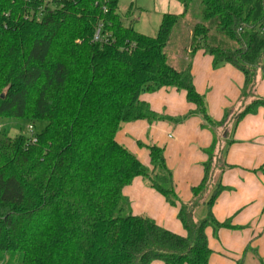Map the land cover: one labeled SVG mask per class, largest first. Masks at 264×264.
I'll return each mask as SVG.
<instances>
[{
	"label": "trees",
	"instance_id": "16d2710c",
	"mask_svg": "<svg viewBox=\"0 0 264 264\" xmlns=\"http://www.w3.org/2000/svg\"><path fill=\"white\" fill-rule=\"evenodd\" d=\"M179 1L183 12L164 13L150 36L123 23L120 0H0V115L47 122L36 141L0 135V264L16 256L17 264H211L207 229L234 227L213 213L224 186L210 195L205 218L194 221L192 210L214 174L217 136L188 203L176 192L164 147L149 145V169L117 140L137 120L179 124L199 115L214 134L228 121L227 112L220 121L209 114L193 61L183 69L169 62L167 44L192 0ZM202 3L206 23L191 31V58L202 50L215 67L235 66L245 76L243 95L255 96L259 70L264 77V0ZM164 87L185 91L194 109L179 117L153 110L142 95ZM261 107L256 95L236 123ZM138 178L178 208L184 234L127 211L124 189Z\"/></svg>",
	"mask_w": 264,
	"mask_h": 264
},
{
	"label": "crops",
	"instance_id": "0c3cea01",
	"mask_svg": "<svg viewBox=\"0 0 264 264\" xmlns=\"http://www.w3.org/2000/svg\"><path fill=\"white\" fill-rule=\"evenodd\" d=\"M165 2L166 12L179 14L184 10L179 0ZM192 73L195 87L205 96L208 111L216 121L223 119L227 108L232 106L236 109L242 104L240 96L245 76L235 66L224 64L215 67L213 57L200 50L195 55ZM256 82L255 94L264 97L261 71ZM142 98L153 110L165 116H184L194 109L187 100L186 92L174 87L145 93ZM202 123L199 115L175 125L165 120H137L125 123L117 134V140L145 164H150V160L144 145L164 147L176 192L183 202L188 203L194 198L192 188L203 179L204 163L209 158L207 150L215 136ZM220 130H216L220 139L216 152L223 156V162L228 166L215 173L224 190L213 207V213L218 221H230L234 227H209L207 234L214 250L211 264H235L239 251L247 243H264V108H259L255 114H247L238 123L231 118ZM222 130H229V134ZM124 194L131 199L135 214L149 216L165 228L185 233L178 219V208L169 204L144 179H136L124 189ZM208 199L196 209L199 219L208 214ZM153 264L165 263L156 261Z\"/></svg>",
	"mask_w": 264,
	"mask_h": 264
},
{
	"label": "rangeland",
	"instance_id": "374dc122",
	"mask_svg": "<svg viewBox=\"0 0 264 264\" xmlns=\"http://www.w3.org/2000/svg\"><path fill=\"white\" fill-rule=\"evenodd\" d=\"M165 1L164 0H120L119 13L125 25L128 26L132 25L136 30L144 34L150 36H156L160 29L163 14L166 13ZM203 10H204V5L202 3V0H192L190 3L189 11L179 19V22L176 24V26L173 29L170 40L166 47V53L168 55L169 62L178 69H183L186 66H188L191 60L194 61L195 57L191 58V54L189 53L191 37H192L191 31L196 23L198 22L206 23V20L204 19V15H203ZM218 35L220 39L222 40L225 39L220 34ZM255 98L256 95L246 97V95H243L242 93V95L240 96V101L242 102V104L236 109L231 106L225 110L224 114L226 112L228 113L227 120L229 121L231 120V118L232 119L235 118L236 115L240 111H242L248 104L253 102ZM165 121H168L173 125L176 124L171 120H165ZM46 123L47 122L45 120H37L33 122L32 120L25 117L16 118L9 114H3L0 115V135L7 134L9 136L14 137L20 134H25L27 136H32V132L29 129V125L33 124L34 133H38L43 130V128L46 126ZM220 127H217L216 129L221 131ZM225 131L226 134L228 135L229 130H225ZM215 135L217 136L219 142L220 141L219 135L217 134L216 131H215ZM218 142L214 149L213 152L214 156L212 159L211 173L214 174L213 176H209V179L207 181V183L209 184V186L207 187L208 189L206 188L203 196L200 198L201 200L198 201V204H196L195 209L192 210V218L194 221L201 220L196 216V209L198 208L199 205L206 202L207 198L210 197L214 189L217 187L218 180L217 177H215V173L217 172L218 169L224 166L223 156L217 154L216 152ZM144 148L148 150L149 145H144ZM146 165L149 167V169L151 168L150 164H146ZM144 180L149 185V181H148L149 179H144ZM125 196L128 199L127 211L135 213L131 199L129 198V196L127 195ZM262 245L264 246V243H247L245 247H243L241 251H239L240 253L238 257L235 259L236 262L235 264H264V254L262 250L263 248ZM5 256L6 258H10L12 255L10 253H7ZM15 258L16 259L12 260L13 264L18 263V259H17L18 256H16Z\"/></svg>",
	"mask_w": 264,
	"mask_h": 264
},
{
	"label": "built area",
	"instance_id": "2783aa9c",
	"mask_svg": "<svg viewBox=\"0 0 264 264\" xmlns=\"http://www.w3.org/2000/svg\"><path fill=\"white\" fill-rule=\"evenodd\" d=\"M95 38L96 39H100L101 38V31H100V29L97 30V33H96V37ZM29 129L32 132V136H33L32 141H36L35 133L33 131L34 125L33 124L29 125Z\"/></svg>",
	"mask_w": 264,
	"mask_h": 264
}]
</instances>
